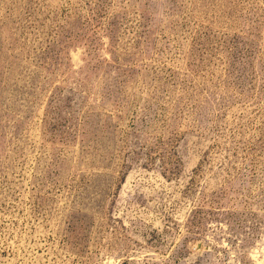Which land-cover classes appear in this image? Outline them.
I'll return each mask as SVG.
<instances>
[{
  "label": "rangeland",
  "instance_id": "obj_1",
  "mask_svg": "<svg viewBox=\"0 0 264 264\" xmlns=\"http://www.w3.org/2000/svg\"><path fill=\"white\" fill-rule=\"evenodd\" d=\"M0 264H264V0H0Z\"/></svg>",
  "mask_w": 264,
  "mask_h": 264
}]
</instances>
